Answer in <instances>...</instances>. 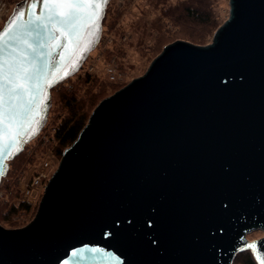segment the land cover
Segmentation results:
<instances>
[{
    "label": "water",
    "instance_id": "1",
    "mask_svg": "<svg viewBox=\"0 0 264 264\" xmlns=\"http://www.w3.org/2000/svg\"><path fill=\"white\" fill-rule=\"evenodd\" d=\"M109 2L95 35L85 28L72 51L63 37L46 50L34 134L22 113L0 184L45 126L51 89L99 44ZM44 3L18 1L0 47L13 21L26 24ZM8 56L0 52V65ZM245 251L264 264V0H228L209 43H168L142 75L101 99L62 151L32 219L0 224V264H232Z\"/></svg>",
    "mask_w": 264,
    "mask_h": 264
},
{
    "label": "trees",
    "instance_id": "2",
    "mask_svg": "<svg viewBox=\"0 0 264 264\" xmlns=\"http://www.w3.org/2000/svg\"><path fill=\"white\" fill-rule=\"evenodd\" d=\"M18 1L20 0H14V3ZM147 4L157 11L155 18L150 21H144L142 24L136 23V25L138 24L137 28L141 29L139 44H143V37L146 39L145 46H142L146 54H158L162 46L170 43L172 36H180V26L188 25V23L194 30V34L175 40H185L196 45L207 44L209 43L208 39L222 23L217 16V10L211 6L210 0H147ZM109 12L110 6L107 7L105 20ZM112 24H114V21L108 24L109 28ZM105 26L106 23L104 21ZM197 27L199 29L198 33ZM116 49L119 48L116 47ZM119 50L120 54L122 50ZM67 83H70L73 89H68ZM106 83L95 73H86L81 76L78 73L73 78L71 77L51 89L52 104L49 109L47 122L50 121L52 113L55 115L56 110L59 112L58 116L55 117L53 115L55 120L52 122L53 130L49 138L50 142L53 143L51 150L54 154L61 156L62 151L72 144L79 131L86 124L91 109L101 99L108 96L106 94L108 90L115 89L111 83H109L111 85ZM116 90L118 89L113 92ZM31 142L24 147V150L18 156L9 162L4 188L5 191H10V194L6 195L3 199L4 202L1 204H9L10 199L8 197H13L11 196V187H13L12 184L14 185V183L13 179L10 178L12 173L16 172V168L20 164L31 165L37 157L34 153L39 149V145L37 144L35 147L30 148ZM27 148L31 149V153H25ZM14 196H17V192ZM1 204L0 223L9 227L14 226L16 223V221H12L11 216L16 214L18 209H28L26 204L20 203L18 206L11 205L9 209L6 208L7 210H5ZM232 264H256V262L251 254L245 251L237 254Z\"/></svg>",
    "mask_w": 264,
    "mask_h": 264
},
{
    "label": "snow or ice",
    "instance_id": "3",
    "mask_svg": "<svg viewBox=\"0 0 264 264\" xmlns=\"http://www.w3.org/2000/svg\"><path fill=\"white\" fill-rule=\"evenodd\" d=\"M106 2L107 0H45L41 15L34 16L26 24H16L14 20L15 28L9 27L5 31L7 40H4L0 52L8 53L9 56L0 65V80L3 81L0 85V167H5L3 159L12 154L10 144L16 146L19 143L15 126L22 113H31L29 126L34 134V124L40 113L39 106L34 109L32 105L37 98V82L48 75L47 57L50 53L46 50L51 47L54 52L60 47L59 41L63 37L68 40L66 50L72 51L73 42L83 40L85 28H92L93 31L89 34L95 35ZM17 49H21L20 54H17ZM83 50H87V45ZM44 82L49 86L53 83L48 79ZM18 100L22 103L17 104Z\"/></svg>",
    "mask_w": 264,
    "mask_h": 264
},
{
    "label": "rangeland",
    "instance_id": "4",
    "mask_svg": "<svg viewBox=\"0 0 264 264\" xmlns=\"http://www.w3.org/2000/svg\"><path fill=\"white\" fill-rule=\"evenodd\" d=\"M5 1H6V6L12 9L14 8V5L17 3V2L14 3V0L13 1L5 0ZM119 1L120 0H110L108 4V6H110L109 15H107L106 20L105 19L103 20L105 21L106 26H108V24H110L113 21L114 24H112L110 28L109 26L104 27V21H103V31L99 44H97L95 49L88 56L87 60L85 61L81 69L78 71L80 76L86 73H95L96 75L99 76L101 80L107 82L106 84L108 85L112 84V87H114L115 89H120L121 87L129 83L133 78L142 75L146 71L152 59L156 55H158L161 52L162 48L165 46V45L162 46V48L158 51V54L155 53L146 54L145 51L142 49V46L143 47L145 46L146 39L143 37V44L141 45L139 44L141 29L137 28L138 24L136 25V23L142 24V22L144 21L145 22L150 21L151 19L155 18V15L157 13L156 10H154L152 7L149 6V4H147V0H123V2H119ZM210 2H211V6H213L214 9L217 10V16L223 22L228 15V0H210ZM118 3L121 4L118 5ZM1 28L2 25L0 24V29ZM180 31H181L180 36L179 37L172 36L170 38V43L175 41V39L185 38L187 35L194 34V30L191 28L189 23L188 25L184 24L180 26ZM198 32L199 29L197 27V33ZM211 38L212 36L208 39L209 42ZM116 47L122 50L120 54H119L120 50L116 49ZM109 67L113 69L112 73L108 71L107 68ZM66 85L68 89L70 90L73 89L70 83H67ZM114 90H108L106 94H108L109 96L112 93H114L113 92ZM93 109L94 108H92L91 111ZM53 115L54 114L52 113L50 117V121L46 122L47 124H45V126L42 129V131L45 130L44 133H46L47 137L49 138L53 130L52 122L55 120V117L59 115V112L56 110L54 115L55 117ZM48 118H49V114H48ZM39 136L40 135H38V137H36L33 140V142H31L32 145L30 146V148H32L35 147V145L37 144L39 145V149H37V151L34 153L35 156H37L35 161L31 165H25L24 163L20 164L19 167L16 168V172L12 173V175L10 176V178L13 179V183H14V185L12 184L13 187H11L12 188L11 196L13 197H8L10 199L9 204H5V205L1 203L4 202L3 199L6 197V195L10 194V191L9 192L5 191L4 187L6 181L5 178L2 179V182L0 184V191H3V195L0 196L1 198L0 204L2 205L3 208H5V210L9 209L11 205L18 206V204L15 203V198H18L19 196L18 183L20 182L21 178L25 174H28L31 171V169H33V167L37 164L39 157L41 156L42 150H44V148H42L43 139L41 138L39 139ZM47 145L51 150V148L53 147V143L50 142V139ZM30 148H27L25 153L27 154L31 153ZM54 156L57 160H60V156L56 154H54ZM17 163L19 164V162ZM16 192H17V196H14ZM37 204L36 206H33L29 209H18L16 214L11 216L12 221L14 222L16 221L14 226L9 227L3 223H2L3 225L1 223L0 224L6 228H18L25 225L34 216ZM261 236H262L261 232L256 231L251 233L249 235V238L254 239V238H259Z\"/></svg>",
    "mask_w": 264,
    "mask_h": 264
},
{
    "label": "built area",
    "instance_id": "5",
    "mask_svg": "<svg viewBox=\"0 0 264 264\" xmlns=\"http://www.w3.org/2000/svg\"><path fill=\"white\" fill-rule=\"evenodd\" d=\"M119 2H123L120 0ZM121 3H118L120 5ZM12 13V8H8L6 6L5 0H0V24L3 25L7 18ZM110 73H112V68H107ZM113 75V74H111ZM41 131L39 133V139H43L42 142V150L41 156L37 164L31 169L28 174H25L20 182L18 183L19 187V196L15 198L16 204H26L28 209L36 206L38 203L44 186L46 185L48 179L50 178L51 174L56 169L59 160H57L54 156V153L49 149L47 145L49 142V137H47L46 133ZM46 135V137H45ZM38 137V136H37ZM3 195V191H0V196Z\"/></svg>",
    "mask_w": 264,
    "mask_h": 264
}]
</instances>
